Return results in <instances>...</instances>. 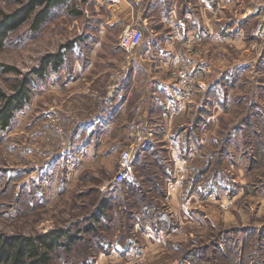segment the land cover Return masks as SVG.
<instances>
[{
    "label": "rangeland",
    "instance_id": "obj_1",
    "mask_svg": "<svg viewBox=\"0 0 264 264\" xmlns=\"http://www.w3.org/2000/svg\"><path fill=\"white\" fill-rule=\"evenodd\" d=\"M32 1L0 0V92L30 93L0 126V236L70 232L52 264H264V0H66L36 30L43 0L3 24Z\"/></svg>",
    "mask_w": 264,
    "mask_h": 264
},
{
    "label": "trees",
    "instance_id": "obj_2",
    "mask_svg": "<svg viewBox=\"0 0 264 264\" xmlns=\"http://www.w3.org/2000/svg\"><path fill=\"white\" fill-rule=\"evenodd\" d=\"M66 0H50L48 7L36 13L34 28L39 30L42 23L49 15V11L54 6L64 3ZM43 3V0H34L28 6L19 10L14 14H5L3 16L4 25L17 27L26 22L36 5ZM9 30L2 28L0 23V47L6 38ZM63 63L61 54L52 55L41 70L37 73L43 77L46 68L51 65L54 69H58ZM28 80H22L19 84L18 92L13 96H6L0 92V102L6 101L4 108L0 111V126L7 128L13 120L15 111L24 108L30 100V93L27 87ZM71 235L68 231L51 230L47 233L36 236H0V264H52V252L64 245V239H70ZM70 246V242L66 243Z\"/></svg>",
    "mask_w": 264,
    "mask_h": 264
},
{
    "label": "built area",
    "instance_id": "obj_3",
    "mask_svg": "<svg viewBox=\"0 0 264 264\" xmlns=\"http://www.w3.org/2000/svg\"><path fill=\"white\" fill-rule=\"evenodd\" d=\"M144 38V31L141 28L127 27L120 37L121 47L130 52L133 49L139 47ZM133 167V159L130 152L124 153L122 160V171L119 174V180H123L131 177Z\"/></svg>",
    "mask_w": 264,
    "mask_h": 264
}]
</instances>
